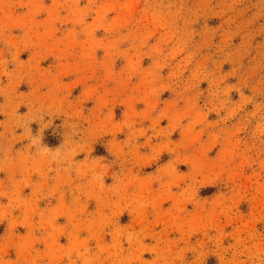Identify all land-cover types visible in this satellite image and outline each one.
Returning a JSON list of instances; mask_svg holds the SVG:
<instances>
[{"label":"rangeland","instance_id":"374dc122","mask_svg":"<svg viewBox=\"0 0 264 264\" xmlns=\"http://www.w3.org/2000/svg\"><path fill=\"white\" fill-rule=\"evenodd\" d=\"M0 264H264V0H0Z\"/></svg>","mask_w":264,"mask_h":264}]
</instances>
